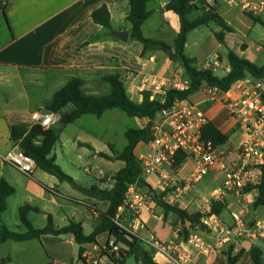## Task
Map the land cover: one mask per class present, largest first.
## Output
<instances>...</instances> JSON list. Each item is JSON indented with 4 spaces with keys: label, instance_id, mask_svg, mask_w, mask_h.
<instances>
[{
    "label": "crops",
    "instance_id": "1",
    "mask_svg": "<svg viewBox=\"0 0 264 264\" xmlns=\"http://www.w3.org/2000/svg\"><path fill=\"white\" fill-rule=\"evenodd\" d=\"M4 1L5 4L0 6V180L5 179L8 181L16 191L8 199V209L3 214L2 220L6 227H8V222L11 219L19 228L21 224L19 209L22 206L30 205L40 210L39 212H31L29 220L32 213L43 214L47 218L48 224L49 215L52 216L54 221L52 209H54L55 204H58L57 198H71L60 191L62 185L55 176L37 168L32 175H26L5 163L4 157L16 145L12 140L13 126L23 125L31 127L32 114L35 112L43 113L45 105L53 99L56 92L74 79H82L85 82L84 88L88 94L102 95L104 83H106L102 80V77L107 74L120 72L125 77L129 94L135 100L141 101L144 91L153 93L154 84L160 82L167 83L175 79H186V75L182 67L179 64L172 63L163 51L148 52L143 57L144 45L137 41H130V26L126 23L131 13L130 0ZM217 1L220 12V0ZM236 1L240 4L239 0ZM168 2L169 0L150 1L148 10L152 12V15L145 21L142 30L146 38L166 43L154 35L159 32H165V26H167L173 31L175 38L170 46H174L180 32L181 23L176 14L166 9ZM102 6H106L110 12L113 31L129 32V40L127 42L110 38L109 34L111 35L112 31L110 33L107 32L102 26L93 21V12ZM230 10L228 9V11ZM154 17L159 21V26L156 25V29L146 32L145 26ZM218 49H223V46L219 43ZM159 52L164 53V56L158 57L157 54ZM215 53L217 51L210 53L200 68H204L206 62ZM196 59L198 60V58ZM221 61L223 65V60ZM199 63L198 60V65ZM197 94L200 97L196 102L192 101L193 96L189 101L195 103L207 115L209 121L213 122L224 134L228 135L229 142L225 146L220 147L221 150L234 151L238 146L230 143V134L239 133L241 135V133L237 124L229 119L228 109L220 103L209 101L201 92ZM72 109H74V105L70 104L64 112H70ZM115 111L122 112L118 109H113L105 113ZM224 112L226 115L223 119ZM59 114L61 115V113ZM86 116L88 115L68 125L63 134L68 128L81 123ZM133 120L138 128H143L147 124L145 120ZM57 124L58 122L53 126ZM107 143L105 149L107 147L110 150L112 148L115 149L114 144L110 143L109 140H107ZM81 145H90L97 155L99 153L109 155L101 150L103 149L102 146L87 143ZM225 147L229 148L226 149ZM109 156L113 157L114 153ZM188 162L190 161L185 160L180 166L179 176L181 178H187L182 173L185 172L184 166ZM215 175L219 177L220 182H223L224 175L222 173L218 172ZM112 176L103 179V182L109 183V186L99 189L111 188ZM145 180L151 185L156 194L160 193L157 186L158 181L155 183L149 181V178ZM152 183L155 184V187ZM194 188L195 186L187 192L180 204L184 202L185 198ZM37 199L44 203L43 207L37 206ZM256 199L257 194L255 191L248 193L246 197L248 209L250 206L254 208ZM82 204H85L89 209L90 213L88 216L83 218H77L76 216L73 219H68L66 222L63 221L64 225L62 226H57L54 222L55 227L63 228L73 221L82 225L85 235L92 234L97 226L102 223L101 214L107 210L109 205L108 203H99L87 197ZM96 204L97 206H93L90 209V205ZM179 206L182 208L181 205ZM229 207L231 206L229 205ZM254 210L257 211V209ZM142 220L146 225V229L142 232L146 231L147 233L154 234L165 244L171 243L180 248L185 247V240L179 232L181 229L180 221L176 215L172 214L166 218L164 210L161 212L155 204L152 212H144L142 214ZM9 229L16 232V229ZM139 236L146 238L141 232ZM111 238L112 236L107 234L102 235L98 238L97 243L87 244L84 246V249L93 250L96 245L102 246ZM37 240L42 242L43 249V253L37 255L40 257V262L32 263L27 261L21 264L73 263L74 245L76 242L72 235H48L43 236L41 239L20 243L31 244ZM12 242L18 241L9 240L0 245V261L7 260L11 264L13 263L12 252L8 249L9 244ZM143 247L151 254L156 263H163V257L155 249L145 243ZM245 249L250 248L247 247ZM223 253L227 252L222 251L209 257H197L192 264H218V258ZM3 264H7V262Z\"/></svg>",
    "mask_w": 264,
    "mask_h": 264
},
{
    "label": "trees",
    "instance_id": "2",
    "mask_svg": "<svg viewBox=\"0 0 264 264\" xmlns=\"http://www.w3.org/2000/svg\"><path fill=\"white\" fill-rule=\"evenodd\" d=\"M151 0H130L131 13L126 23L130 26V41H137L144 45L143 57L148 52L163 51L174 64H179L185 75L186 81L190 85L188 90L179 91L170 89L165 95H156L152 99L153 93L144 91L142 100H135L128 92L125 77L122 73L107 74L102 80L111 86V91L107 95H92L85 90V82L82 79H74L66 84L62 89L56 92L53 99L44 107L43 114L61 113V119L56 126L44 129L41 125L31 127L18 125L12 127V140L26 155L32 157L36 162V168L40 169L52 176H55L60 182L73 183L72 177L63 172L57 163L54 149L59 142L65 128L75 123L78 119L85 115H94L98 118L108 111L118 109L133 119L149 120L144 128L130 129L126 132L127 145L122 152H116L113 148L114 156L99 153V156L118 160L125 163V167L112 176L111 188L97 190L94 200L101 203H108L107 210L101 214L102 223L97 226L95 231L90 235H85L81 224L71 222L63 228H56L51 215L48 217V224L45 228H35L29 220L31 212H39L38 208L30 205H24L19 209V218L21 224L27 229L25 233L11 231L2 220L3 214L8 209V199L15 194V188L5 179L0 180V245L9 240L18 242L31 241L41 239L43 236H64L72 235L75 242L80 244L81 257L85 251L84 246L98 242V238L102 235L112 236L115 230L121 235H127L119 230L114 222L118 208L123 204L125 193L131 184L137 183L142 189H153L143 178V169L137 155V149L142 144H150L153 140L151 125L162 109H169L177 101H189L192 96L200 92L203 86L219 89L221 92H227L233 84L246 78L253 76L255 78L264 79V64L256 63L242 58L237 52L229 49L226 43L227 34L235 33V29L219 12L218 1L210 9H207L203 0H169L166 9L176 14L181 23L180 32L175 40L174 46H170L164 42L148 39L143 34V24L152 15L148 10V4ZM255 24L264 27V18L255 16L252 13L245 12ZM93 21L102 26L107 32L114 30L111 15L106 6L96 9L92 14ZM214 36L219 44L228 48V61L230 71L224 77L216 76L212 69H204L198 67V60L185 54V48L188 42L189 34L200 27H212ZM110 38L118 40L109 34ZM245 50V46L242 47ZM221 60L222 56H220ZM74 105V109L70 112L64 110L70 105ZM203 139L212 142L217 147H223L229 142L228 135L224 134L213 122L209 121L202 130ZM88 148L93 149L90 145ZM185 162L183 156L177 157L176 166L180 167ZM255 191L257 194L254 209L264 206V177L262 183L255 187H249L246 193ZM161 195L155 193L154 202L160 206L167 218L169 215H176L180 221V234L186 241L190 234L188 224L194 225L201 221L204 213H190L179 205L171 206L165 203ZM91 201V200H88ZM230 202L227 199L222 201H213L210 204V213L223 217L225 211L229 209ZM96 205H90V209ZM133 242L132 248L122 247L120 257H111L115 264H125L126 258L134 256L140 264H158L154 261L151 254L144 249V243L136 237H131ZM117 242H119L116 239ZM246 253L250 254L254 264H264V253L260 247L254 245L247 252L241 249L234 252L231 247L227 252L228 262L236 264L240 258ZM6 263L7 260L0 261ZM73 264V263H72ZM80 264V263H79Z\"/></svg>",
    "mask_w": 264,
    "mask_h": 264
},
{
    "label": "built area",
    "instance_id": "3",
    "mask_svg": "<svg viewBox=\"0 0 264 264\" xmlns=\"http://www.w3.org/2000/svg\"><path fill=\"white\" fill-rule=\"evenodd\" d=\"M203 1L207 9L216 3V0ZM234 3L235 0L229 1V5ZM239 3L255 16L264 14V0H239ZM4 4L5 1L0 0V6ZM222 67L220 55L215 53L206 62L204 69H212L215 72ZM189 85V81L181 79L156 83L152 99L156 95H165L170 89L188 90ZM200 92L209 101L220 103L228 109L229 119L237 124L241 133L238 147L228 152L212 142L205 141L202 130L209 122L207 115L195 103L177 101L173 107L162 109L158 113L151 125L153 140L150 144H142L152 149L149 153L138 155L143 178L156 176L157 186L160 188L157 195L165 193L161 199L168 205L176 206L180 205L194 184L220 172L224 175V180L221 187L213 192L215 201L232 196L234 200L237 199L241 210L230 213L231 225L226 224L223 217L211 214L210 210L205 212L199 223L192 227L188 224L190 234L185 241V247L180 248L161 242L152 233H149V238L139 236L140 232L146 229L142 214L152 212L156 204L155 191L153 188L154 192L142 189L137 183L131 184L113 222L119 230L127 234L126 236L136 237L155 249L163 257L162 264H192L197 257H209L226 246L229 250L234 247V252L237 253L241 249L264 242V216L249 220L246 202L248 193L245 192L249 187L260 185L264 177V79L247 76L233 84L225 93L208 86H203ZM60 119L59 113L35 112L31 116L32 126L41 125L46 130ZM145 121L148 124L149 120ZM178 156H183L193 164V173L187 178L179 176L180 167L176 166ZM4 161L26 175H32L36 169L35 160L18 146L6 154ZM99 175L106 178L102 171ZM123 246L112 237L102 246L96 245L93 250L85 249L79 263L101 264L103 258H109V264H115L111 257L120 256Z\"/></svg>",
    "mask_w": 264,
    "mask_h": 264
},
{
    "label": "rangeland",
    "instance_id": "4",
    "mask_svg": "<svg viewBox=\"0 0 264 264\" xmlns=\"http://www.w3.org/2000/svg\"><path fill=\"white\" fill-rule=\"evenodd\" d=\"M253 2H258L259 0H249ZM155 5V4H152ZM228 9H231L228 11ZM220 12L223 14L225 19L230 23V25L235 29V33L227 34L226 43L229 49L237 52L242 58L249 59L255 62L257 65L264 64V27L259 24H255L249 17L245 15L244 12L252 13L250 10L243 8L238 1L229 5V0H220ZM264 18V14L262 15ZM156 25L159 26V21L156 17L150 20V22L145 26L146 32L156 29ZM212 28H216L215 25L212 27H200L192 31L188 38V44L186 46V54L188 56L196 57L199 60L198 67H202L205 63L206 57L212 53L216 52L222 56L223 68L216 71L215 74L218 77H224L230 71L229 61H228V48L223 47V49H218V42L214 36ZM165 32H159L154 36L164 40L167 44H171L174 40L173 31L165 26ZM245 46V50H243ZM158 57H163L164 53L159 52ZM181 80H185L182 78ZM104 92L102 95H106L110 92V85L104 83ZM200 96L197 94L193 96L192 101H197ZM226 113L223 114V119ZM142 124V122H141ZM138 126L135 124L133 118L127 116L124 112H108L105 113L102 118H98L93 115L86 116L83 121L71 128H68L63 136H61L59 142L54 149V155L57 157V163L61 167L64 173L73 178V183L60 182L62 187L61 192H64L71 199L58 197V204H55L54 209H52V215L54 217V222L57 226L64 225L63 221L68 219L83 218L89 215L90 211L85 204H82L86 197L76 188V186L95 189L108 187L109 183H104L99 172L102 171L106 177L116 174L124 166L122 161L109 160L107 158L101 157L95 153L93 149L83 146L81 144H96L102 146V151L107 154H113V151L108 147L105 149V145L110 143L114 144L116 152H122L127 145L126 132L130 129H136ZM240 134H230V140L234 146H238L240 142ZM226 148V147H225ZM229 148V147H228ZM226 148V149H228ZM150 146L140 145L137 149V155L141 153L151 152ZM185 167V172L183 175L189 177L193 173V164L187 163ZM217 175L212 174L211 176L205 177L200 182L194 184L195 188L189 195L185 198L184 202L180 204L182 208L187 209L190 213L201 212L205 213L209 210L210 204L215 201L213 192L221 187L220 180ZM149 181L157 182L158 178L156 176H150ZM59 191V190H58ZM160 191V188L158 189ZM160 197V196H159ZM230 202L229 209L223 214V218L226 224L231 225L232 219L230 213L235 211L239 212L241 210L237 199H233L232 196L225 197ZM37 206L43 207L44 203L37 199ZM157 209L163 212V209L156 205ZM249 220H255L263 218L264 216V206L257 208V211L250 206L249 208ZM31 222L35 227L42 228L47 225V218L43 214L32 213ZM8 228L16 229V232L24 233L26 228L20 224L18 228L14 221L11 219L8 222ZM144 237L149 238V233L141 232ZM8 246L12 252L13 263L21 264L27 261L32 263H39V258L37 255L43 253L42 242L35 241L31 244H25L20 242H12ZM264 252V242H259L257 244ZM125 247V246H124ZM127 248V247H126ZM251 249V248H250ZM250 249H244L249 251ZM222 251H229V247L226 246L218 253ZM216 253V254H218ZM5 256V255H4ZM264 261V256H263ZM108 259H103L101 264H109ZM0 264H3L0 262ZM7 264H11L7 261ZM125 264H140L137 262L134 256H129L126 258ZM218 264H230L228 262L227 253L220 254L218 258ZM236 264H254L250 254L246 253Z\"/></svg>",
    "mask_w": 264,
    "mask_h": 264
},
{
    "label": "water",
    "instance_id": "5",
    "mask_svg": "<svg viewBox=\"0 0 264 264\" xmlns=\"http://www.w3.org/2000/svg\"><path fill=\"white\" fill-rule=\"evenodd\" d=\"M111 35L116 37L117 39L127 42L129 40V32L128 31H112ZM76 188L88 199H94L97 190L96 189H89L80 186H76ZM112 237L117 239L122 245L127 248L133 247L132 239L126 235H121L118 230H115L112 234ZM81 257V245L75 243L74 245V260L73 264H79Z\"/></svg>",
    "mask_w": 264,
    "mask_h": 264
}]
</instances>
